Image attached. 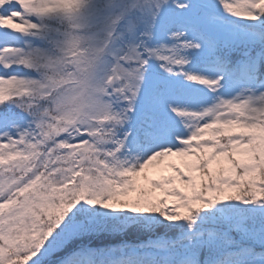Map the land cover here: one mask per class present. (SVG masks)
<instances>
[{
	"label": "snow or ice",
	"instance_id": "1",
	"mask_svg": "<svg viewBox=\"0 0 264 264\" xmlns=\"http://www.w3.org/2000/svg\"><path fill=\"white\" fill-rule=\"evenodd\" d=\"M0 264H264V0H0Z\"/></svg>",
	"mask_w": 264,
	"mask_h": 264
}]
</instances>
